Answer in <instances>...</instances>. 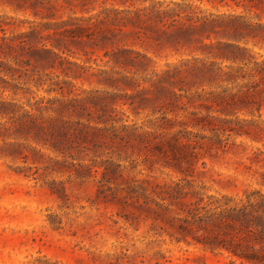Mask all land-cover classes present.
<instances>
[{
	"label": "rangeland",
	"instance_id": "374dc122",
	"mask_svg": "<svg viewBox=\"0 0 264 264\" xmlns=\"http://www.w3.org/2000/svg\"><path fill=\"white\" fill-rule=\"evenodd\" d=\"M151 1L166 3L170 0H146L145 3ZM172 1L190 3L204 14L241 13L248 20H257L254 11L244 10L230 0ZM141 2L98 0L84 7L71 6L72 10L65 4L53 18L34 17L28 11L0 4V15L13 17L14 25L20 24L17 29L23 30L30 21L42 24L69 16H86L100 5L122 8L130 3L141 5ZM260 17L264 23V12ZM45 26L44 33L53 31ZM74 26L65 24L56 29ZM106 27L100 24L98 29L91 28L89 39L79 37L77 31L58 35L57 40L50 35L47 46L50 42L59 43L64 51L54 49L65 57L62 67L58 58L53 59L52 64L49 60L41 66L35 54L19 55V64L13 63L10 57H0V63L15 68L11 75L1 72L0 75L18 85L15 89L0 87V264H252L223 249L211 250L197 241L204 233L195 225L182 236L178 217L185 213L178 208L180 206H170L167 210L150 198H136L135 191L151 194L155 183L179 181L183 191L196 193L194 197L187 194L181 198L185 202L182 208L187 207L189 200L203 197L198 205L201 206L207 195L228 200L230 204L264 199V109L260 116L256 112H236L239 118L252 120L243 122L244 130L240 134L228 135V131L203 130L189 125L194 132L206 135L208 142L215 143L213 139L217 134L224 145L201 149L202 155L197 158L194 169L186 175L152 144L109 143L108 136L118 133V129L110 126L120 128L121 124H135L141 126L139 130H152L149 125L164 121V116L173 122L186 120L188 111L227 118H234V114L217 112L215 105L206 109L193 98L186 104V110L178 109L174 117L172 111L164 110L168 92L165 97L150 101L154 81L158 79L175 93L219 90L218 83L208 81L206 76L186 72L197 63L193 58L209 61L212 57L201 53L194 44H182L176 39L159 42L143 35H131L121 40L116 29L112 34ZM247 46L264 54V43L249 42ZM120 48L132 49V56L138 52L143 65L132 67L114 62L111 57ZM27 59L29 64L24 63ZM165 70L175 73L179 70L182 75L169 78L174 82L170 86L166 76H162ZM124 74L133 78L126 86L121 83L118 87L108 86L103 81L105 75ZM185 74L187 77L182 78ZM54 77L71 84L59 81L61 88L53 84ZM37 81L40 84H35ZM53 87L57 90H51ZM141 88L150 91H141ZM107 90L126 98L110 102L103 97ZM76 93L102 96L103 101L107 100L105 110L87 103L79 107L77 113L63 111L59 118L70 125L63 135L54 128L37 130L29 122L28 114L46 127L50 119L58 115L51 108H43L48 106L45 100L70 98ZM41 98L43 101L36 103ZM56 105L57 102L50 104ZM108 105L115 110L111 111ZM87 119L90 126L86 130L96 136H78L81 132L75 136L82 128L81 123L87 124ZM94 125L102 128L101 131H95L91 127ZM167 203L169 199L163 202Z\"/></svg>",
	"mask_w": 264,
	"mask_h": 264
},
{
	"label": "trees",
	"instance_id": "16d2710c",
	"mask_svg": "<svg viewBox=\"0 0 264 264\" xmlns=\"http://www.w3.org/2000/svg\"><path fill=\"white\" fill-rule=\"evenodd\" d=\"M97 1L0 0V4H8L16 10L28 11L34 17L53 18L55 12L65 8V4L69 6V10H72L71 6L84 7ZM230 1L236 6H243L244 10L254 11L257 20H248L241 13L204 14L190 3L172 0L166 3L151 1L147 4L145 3L146 0H142L141 5L130 3V5L122 8L100 5V8L88 13L86 16H69L65 20L61 19L42 24L30 21L28 27L23 30L17 29L20 24L15 23L14 25L15 20L13 17L0 15V57H10L13 63L19 64V55L26 54L30 56L35 54L39 56V59L36 60L41 66L48 64L49 60L52 64L53 59L58 58V63L62 67V60H65V57L59 55L54 49L57 48L60 52L64 51L60 49L59 43L50 42V46H47L50 35H54L57 40L58 35L77 31L79 37L84 36L89 39L93 31L91 28L98 29L100 24L106 25V29L112 34H115L113 29H116L121 40H126V37L131 35H143L159 42L176 39L177 42L182 44H194L195 48L201 53L211 56L213 60H199L195 57L193 60L197 63L191 65L186 72L192 76L198 74L206 76L208 81L218 83L219 90L175 93L174 90L162 85L160 79H158L154 81L155 90L152 91L153 97L150 98V101L151 99H161L168 92L169 100L164 104V110L172 111L174 117L178 115V109L186 110V104L192 102L193 98H197L204 108L209 109L212 105H215V111L225 115L234 114V118L212 116L209 113L199 115L195 111H188V115H185L186 120L181 119L173 122L164 116V121L159 123L155 121L149 125L152 126V130L143 128L139 130L141 126L138 127L135 124H121L120 128L110 126L113 130L118 129V133H112L108 136L111 144L117 143V141L123 142L118 143L123 146L126 144H152L159 153L167 158L169 157L179 171L186 175L194 169L197 158L202 155L201 149H211L215 147L214 144H217V146L223 144L222 139L217 134L213 139L215 143L205 141L206 135L194 132L188 128L189 125L203 130L228 131V135L231 133L240 134L243 129V122L251 123L252 120L239 118L235 115L236 112L244 110L249 114L256 112L260 116L261 110L264 109V54L254 52L252 48L247 46L249 42H252L253 45L264 43V23L261 22L260 17V13L264 12V0ZM120 3L123 4L124 1ZM79 21L82 24H79ZM23 22L20 21V23ZM65 24H74L75 26L71 28L64 27L61 30L56 29ZM43 25H46L44 28H47V30L51 28L53 31L44 33ZM110 26H113V28ZM133 52L132 49L120 48L118 52L113 53L111 59L123 66H142L143 62L138 58L140 54L135 52L136 55L132 56ZM142 56L145 57V55ZM24 63L29 64L28 59ZM13 69L15 68L8 63H0V72L3 75H11ZM175 71L176 73L165 70L162 73V76H166L169 80L170 86L174 82L169 78L182 75L179 70ZM104 73L106 72L104 71ZM183 77L186 78L187 75L185 74ZM132 80L133 78L126 74L119 77L103 76V81L108 86L113 87H118L119 83L126 86ZM59 81L71 84L65 79L58 80L57 78L53 80V84L62 88ZM35 84H40V81ZM0 87L2 89L9 87L15 89L18 85L0 75ZM51 90L57 89L53 87ZM147 90V88H141V91ZM103 95L107 100H111L110 102H115L118 98H126V95H120L116 91L107 90L103 92ZM101 97L76 93L73 97L65 99L47 98L45 102L48 106L44 105L43 108L45 110L51 108L58 117L50 119L47 126L44 127L28 114L29 122L37 130L43 131L45 128H54L57 133L63 135L64 131L70 128L68 127L70 125L59 118L61 113L63 111L77 113L78 108H83L87 103L92 105L93 108L100 107L103 110L106 107L107 100L103 101ZM183 97L186 99L185 101L182 100ZM148 99L146 98V100ZM42 101L43 98L36 100V103ZM56 102L55 107L50 106V104ZM129 103L132 104L133 101L130 100ZM108 107L111 111L115 110L114 107L109 105ZM108 117L114 120L111 115H108ZM87 121V124L81 123L82 128L75 132V136L78 135V132H81L78 136H96L86 130L89 119ZM76 123H79V121H76ZM174 126L179 127L172 130ZM91 127L95 131H101L102 129L95 125ZM208 139L210 140L211 137ZM112 165L114 166V164ZM109 168H111V171L114 170L112 166ZM104 170L106 172V167ZM105 172H103L104 175ZM135 192L136 198L145 200L150 198L154 204L163 206L167 210L170 209V206H180L178 208L185 213L183 217L177 216L178 220L181 221L178 229L182 236L189 233L193 229L192 225H195V228L201 229L204 233L197 241L211 250L223 249L246 262L264 264V199L253 202L248 200L246 202L233 201L230 204L228 200L213 199L211 195H207L206 201L201 206L198 205L203 197L194 201L189 200L186 204L187 207L182 208L181 205L185 202H182L181 198L187 194L194 197L196 193L194 191L190 193L183 191V184L179 181H172L167 184L155 183L151 194L144 191ZM165 199H169V203L163 204ZM200 210H202V213Z\"/></svg>",
	"mask_w": 264,
	"mask_h": 264
}]
</instances>
